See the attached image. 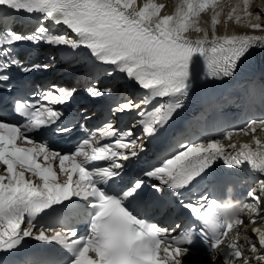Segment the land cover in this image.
I'll list each match as a JSON object with an SVG mask.
<instances>
[{
    "label": "snow or ice",
    "instance_id": "6c2138e0",
    "mask_svg": "<svg viewBox=\"0 0 264 264\" xmlns=\"http://www.w3.org/2000/svg\"><path fill=\"white\" fill-rule=\"evenodd\" d=\"M254 2L237 0L221 21V0H179L171 14L155 0L142 5L138 0H0V88L7 87L14 69L27 80V74L50 67L51 56L28 65L17 58L18 45L42 43L90 50L95 61L109 66L93 62V75L118 72L145 90L139 103L116 102L109 109L112 115L151 106L137 112L140 119L126 130L106 121L98 135L66 153L54 150L47 138L71 133L62 124L66 113L53 105H70L74 88L52 84L32 93L38 99H16L13 111L23 122L0 115V253L8 254L10 264L26 239L60 246L57 264H184L198 245L213 260L223 257L222 264H264V140L256 135L264 133V119L249 120L223 137L230 140L238 132L251 135L250 143L229 144L231 151L220 139L181 143L150 169L139 167L144 151H137L140 138L129 139L137 126L147 137L165 129L189 96L201 61L200 79L221 80L241 70L254 49H264V35L255 34L264 33V9H253ZM209 11L211 34L199 25ZM14 13L38 20V26L29 34L15 31L8 26ZM46 21L65 26L74 37L51 33ZM229 22L248 32L217 35V26L227 28ZM189 32L202 36L191 39ZM86 92L99 98L110 96L113 89L90 86ZM105 140L111 142L101 143ZM218 160L257 174V187L249 188L245 201L233 200L232 188L224 202L205 194L215 188L208 180ZM201 186L195 202H186ZM178 203L195 223L165 228L143 218L149 212L167 215ZM229 207L235 209L230 218L224 212ZM80 225L84 235L79 234ZM249 228L251 235L242 237ZM0 264H6L2 257Z\"/></svg>",
    "mask_w": 264,
    "mask_h": 264
},
{
    "label": "bare ground",
    "instance_id": "6f19581e",
    "mask_svg": "<svg viewBox=\"0 0 264 264\" xmlns=\"http://www.w3.org/2000/svg\"><path fill=\"white\" fill-rule=\"evenodd\" d=\"M165 2V10H164V13L165 14H171L174 10H171L170 12H166V9H167V5L166 3L169 2L170 4L173 3V0H164ZM144 2H146V0H138V3L139 4H143ZM237 2V0H221V3L222 5H224V11L220 17L221 21H223L224 19V14H226V12L228 11V7L230 5H234L235 3ZM163 2H158V4H162ZM252 8L253 9H261V8H264V0H255V2L252 4ZM219 10V9H218ZM210 16V18L208 19L207 17ZM199 25L202 27V28H207L209 30V33L211 34V13H204L201 15V17L199 18ZM248 30L240 25H236L235 23L233 22H229L228 25H227V28L224 27L223 23L221 25H218L217 26V35H224V34H233V33H237V34H245L247 33ZM256 35H264V33H255ZM186 35H188L189 38L191 39H197V38H200L202 36V33H195V32H189L187 33ZM258 49V48H256ZM255 50V49H254ZM200 70L203 71V63L202 61L200 62ZM242 138H245V139H249L247 138V136L245 137H242ZM210 261V259L208 260H204L203 263H208ZM214 263H218V260L215 259L213 260Z\"/></svg>",
    "mask_w": 264,
    "mask_h": 264
},
{
    "label": "clouds",
    "instance_id": "9594fccd",
    "mask_svg": "<svg viewBox=\"0 0 264 264\" xmlns=\"http://www.w3.org/2000/svg\"><path fill=\"white\" fill-rule=\"evenodd\" d=\"M224 212L226 214V217L230 218L231 216L234 215L235 209L229 207V208H225Z\"/></svg>",
    "mask_w": 264,
    "mask_h": 264
},
{
    "label": "rangeland",
    "instance_id": "374dc122",
    "mask_svg": "<svg viewBox=\"0 0 264 264\" xmlns=\"http://www.w3.org/2000/svg\"><path fill=\"white\" fill-rule=\"evenodd\" d=\"M261 9H264V8H261Z\"/></svg>",
    "mask_w": 264,
    "mask_h": 264
}]
</instances>
